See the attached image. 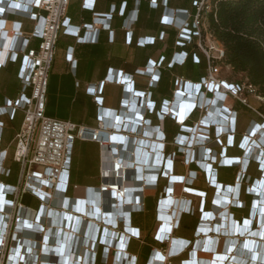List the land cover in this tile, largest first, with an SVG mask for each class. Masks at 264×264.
Returning a JSON list of instances; mask_svg holds the SVG:
<instances>
[{"label": "built area", "instance_id": "1", "mask_svg": "<svg viewBox=\"0 0 264 264\" xmlns=\"http://www.w3.org/2000/svg\"><path fill=\"white\" fill-rule=\"evenodd\" d=\"M80 1L86 10L93 11L94 0ZM140 1L135 0L134 8L126 14V2H121L117 14L120 17L128 15L130 22H136ZM142 1H149L153 9L158 6L157 0ZM166 1L160 0L159 3L163 7L160 24L177 30L176 46L195 42L206 60V75L199 83L176 78L172 99L163 101L160 109L155 111L149 90L136 92L132 76L111 73L110 80L130 93L129 101L123 99L120 104L126 111L115 115L114 124L109 127L100 113L97 127L87 128L45 115L49 75L59 35L69 34L81 43H97L101 30L112 33L110 18L114 6L108 23L99 29L85 30L81 37L82 29L72 28L67 16L71 0H0V71L8 63L21 58L17 98H4L0 102V116L13 120L17 114L22 115L20 128L13 138L12 161L18 165V172L12 185L2 181L10 176L11 170L5 166L8 151L2 148L4 126L0 122V264H96L99 252L101 264H107L111 253L114 254L112 264H137V257L128 252V245L132 241L142 244L143 236L138 228L131 225V215L145 210L143 197L150 189L157 192L160 179H166L167 184L161 188L155 205L152 236L159 246L168 244L169 253L165 258L154 247L147 264H167L168 259V264H232L235 242L233 239L216 238L219 234L217 227L229 229L231 238L245 236L251 241V234L262 232L260 217L264 215V194L257 190L264 185V117L250 103L249 97L260 103L264 99L257 95L255 87L246 79L233 84L218 78L220 66L224 65V49L208 31L206 23L207 14L215 8L212 0H192L190 11L169 9ZM24 22L30 24L29 30H25ZM163 36L161 33L159 39L162 40ZM154 40L153 37L141 38L139 44L145 47L152 45ZM130 41L131 34H128L127 43ZM34 42L36 46L30 47ZM186 59L184 51L175 52L169 65L183 66ZM68 60H72V55ZM194 61L198 63L195 56ZM161 62L162 57L157 62H148L139 72L150 77V89L156 87ZM103 84L89 86V93H100ZM217 95L238 102L261 119L242 135V159L245 163L225 162L238 159L228 158L224 152L217 159L214 149L208 148L203 150L198 162L183 158L190 148H194L193 144L205 146L208 141L215 140L222 150L225 149L222 139H226L228 146L233 144L236 112L232 107L217 109L213 104ZM96 101L101 107L102 98L96 97ZM197 109L200 116L204 109L207 112L188 127L186 123ZM153 112L156 125L147 117ZM219 116L223 117V123L218 121ZM165 119L172 120L179 128L171 142L165 138ZM211 127L216 132L213 140L210 138ZM77 140L97 143L107 155L101 158L99 185L84 188L81 197L68 198L71 159ZM168 146L175 150L167 154ZM177 160L187 165V175H174ZM248 162L258 163L261 175L248 190L254 203L253 216L238 223L231 210L243 204L239 188ZM191 164L202 165V171L208 174L205 179L208 187L214 183L215 165L239 168L240 175L233 187L225 188L214 183L215 200L220 204L214 205L211 211L205 210L206 194L193 188L196 176L201 172L189 169ZM180 187L185 194L199 198L196 208L191 201L174 197ZM74 189H78L77 186ZM25 197L36 202L37 208L24 204ZM57 199L60 200L58 206L53 204ZM222 203L226 205L222 206ZM91 207L98 218L89 216ZM193 213L199 215L193 239L176 237L181 216ZM211 226L212 230L201 231L211 229ZM61 228L69 232L68 235L62 234L63 238ZM237 229L247 232L241 234ZM256 239L264 241L261 235ZM197 253L212 254V259L209 262L198 258ZM184 254H189L187 260L173 261ZM258 259L264 262L262 254ZM242 263L251 262L246 259Z\"/></svg>", "mask_w": 264, "mask_h": 264}, {"label": "crops", "instance_id": "2", "mask_svg": "<svg viewBox=\"0 0 264 264\" xmlns=\"http://www.w3.org/2000/svg\"><path fill=\"white\" fill-rule=\"evenodd\" d=\"M122 1L124 0H94L93 11H89L83 7L84 3L80 0H71L68 9L70 26L81 28L80 36L83 37L86 33L85 30L99 29L101 25L108 23L111 9L116 6L119 10V4ZM171 4L175 7L182 6L176 0H172ZM158 23V13L151 12L143 4L142 12L137 17L136 22H130L128 15L123 17L118 14L111 15L110 30L112 33L101 30L98 34L97 43H81L69 34H60L49 75L45 115L77 126L96 128L101 113L106 126H112L115 115L120 111L125 113L126 110L121 109L120 104L123 99L129 101L130 93L122 85L111 81L110 75L119 72L123 76H132L134 91L136 92L152 89L149 88L150 77L139 72L145 68L148 62L157 61L169 43L162 41L156 46L141 47L139 40L154 37L161 29ZM24 27L25 30H29L30 24L24 22ZM168 33L175 35V30L169 29ZM128 34H131V43H127ZM111 36L112 41H110ZM70 55H72V60L69 61ZM4 74V71H0V99L8 98L6 91L1 90L5 79ZM101 82L104 84L100 93L96 92L95 95L89 93V86H98ZM96 97L102 98L101 107H99ZM18 115L20 114H17L16 118ZM16 118L9 120L6 116H0V122L4 126L1 144L2 148L8 151L5 166L11 169L10 176L2 179V181L10 185L16 182L18 172V165L12 161L13 138L20 128L22 119L11 138L8 135L4 120L13 122ZM106 155L107 153L102 151L97 143L81 140L75 142L66 197H81L84 188H96L99 185L101 158ZM186 171L185 168V174H187ZM74 186H77L78 189L75 190ZM27 200L29 206L37 208L36 202L29 197ZM143 202L145 210L131 217V225L143 228L141 233L142 236H145L149 232L152 234L155 229L156 192L153 189L147 191L143 197ZM53 204L58 206L60 200H55ZM91 212H93L92 209ZM140 217L141 219L148 218L150 221L147 230L143 224L141 226L139 223ZM175 236L182 237L179 233H175ZM113 256L114 254L111 253L110 257L113 258ZM174 262L177 263L178 261Z\"/></svg>", "mask_w": 264, "mask_h": 264}, {"label": "trees", "instance_id": "3", "mask_svg": "<svg viewBox=\"0 0 264 264\" xmlns=\"http://www.w3.org/2000/svg\"><path fill=\"white\" fill-rule=\"evenodd\" d=\"M124 1L126 2V14L129 10L134 8L135 0ZM171 1L172 0L166 1V7L169 9L189 11L192 9V0H176L182 4V6L180 5L181 7L173 6ZM157 2L158 6L156 9L150 7L149 1L141 0L138 6V16L142 12L143 4H145L151 12H156L159 15L158 24L161 29L153 37L155 40L152 46H156L157 43L162 41H168L169 43L163 55L160 56L162 57V62L156 87L150 90L151 101L154 102L155 111L160 109L163 101L172 99L176 78H183L192 83H199L200 80L206 75V60L200 51H198L195 42H189L182 47L176 46L175 41L177 37V30L172 27L160 24V16L163 12V7L159 4L160 0H157ZM212 2L215 4V8L207 14L206 23L208 31L215 38V40L223 46V64L229 67L233 73L242 74L247 82L255 87L257 95L264 99V0H212ZM114 8L115 9L112 15L118 13L117 7L114 6ZM68 14L69 10L67 16ZM169 29L175 30V35L169 34ZM161 33L164 35L162 40L159 39ZM35 46V42L30 45V47ZM180 51H184L187 54L185 64L183 66H170L169 63L173 54ZM194 56L198 59V63L194 61ZM20 66L21 58H18L15 63H8L6 67L1 70L5 73V79L1 86V90L6 91L8 99L17 98L20 89L17 75ZM6 83L9 84V86H5ZM2 100L3 99L1 98L0 102H2ZM213 104L215 107H217V109H219L221 106L228 108L232 107L236 112V134L233 139V144L231 146L226 145V139L224 138L223 146H225V149L222 150L221 147H216L214 149L217 159H219L223 152L228 158L241 159L243 157L241 131H248L251 125L254 123H259L261 119L245 106H242L238 102H233L230 99H223L220 95H217V98L214 100ZM253 106L264 117V102ZM132 116L134 117L135 114L132 113ZM147 117L154 125L157 124L155 112L148 114ZM200 117L199 110H195L186 125L188 127H192ZM253 117L255 119H253ZM218 121L223 123V117L219 116ZM178 131L179 128L173 123L172 120L165 119L164 133L167 142H171ZM215 136V129L211 127L210 138L213 140ZM173 150L175 149L170 146L166 147L167 154ZM189 169L195 172L200 171L201 173L199 175L203 176L204 179H207L208 177V174L202 171V165L197 167L196 165L191 164ZM173 172L174 175L177 176H184L185 174V168L184 166H180L178 160L174 164ZM214 173L215 174L212 177V181L214 183L216 182L223 185L225 188L233 187L237 177L240 175L239 168L237 167H221L217 165L214 166ZM260 175L261 170L259 169L258 163L248 162L245 174L241 178V185L239 188L240 199L243 204L240 208H234L231 210L233 219L238 223H241L243 220L251 219L253 216L252 206L254 203L248 190L252 183L260 178ZM196 179H198V176H196ZM214 183L210 187L205 186L199 188L193 186L194 189L202 191L206 194V211H211L214 205L220 204V201L215 200L217 196ZM166 184V179H160L159 187L156 192V202L161 188L166 186ZM133 193L134 192H132V194ZM23 203L28 205L27 197L23 199ZM222 204V206L226 205V203ZM134 215L136 214L131 215V217ZM198 220L199 215L197 213H193L191 215H182L180 218V226L176 233L182 235L180 238L192 240L195 235V229L198 224ZM139 223H141V226L143 224L144 228L147 230L150 221L148 218L141 219L140 217ZM136 228H138L140 232L144 230L140 227ZM154 247L157 248L160 246L157 242H155L152 234L149 232L143 236L142 244L136 241L130 242L128 245V252L137 257V264H147L150 260L151 254L153 253L152 249ZM188 257L189 254H184L179 259H174L173 261L179 262L180 260H187ZM101 262L102 261L99 252L96 264H101ZM107 264H112L111 257H109Z\"/></svg>", "mask_w": 264, "mask_h": 264}, {"label": "rangeland", "instance_id": "4", "mask_svg": "<svg viewBox=\"0 0 264 264\" xmlns=\"http://www.w3.org/2000/svg\"><path fill=\"white\" fill-rule=\"evenodd\" d=\"M73 12H71V14H73ZM220 67H221V71L219 73V77H218L219 79L225 80V81H227L229 83H233V84H237V83H240V82L245 80V78H244V76L242 74L233 73L232 70L229 67H226L224 65H222ZM5 86H9V84L6 83ZM249 101H250V103L252 105H255V106L258 105V104H261L254 97H249ZM208 108H209V104L207 105L206 109L208 110ZM206 109L203 110V112L201 113V116H204L206 114V112H207ZM21 119H22V116L18 115L16 120L13 121V122H10L8 120H4L5 126L8 129V135H9L10 138L12 137L14 131L18 128ZM253 119H255V118L253 117ZM243 134H244V131H241V136ZM222 141H223V139H222ZM217 145H219V144H217L215 140L211 141V142L208 141V143H206L205 146H203V145L196 146V145L193 144L194 148H190L189 149V153L184 155L183 158L184 159L186 158L188 161L193 160L195 162H198L199 160H201L200 158L202 157V153H203V150L205 148L213 150V149H215L217 147ZM199 155H200V157H199ZM209 163L212 164V162H210V161H209ZM180 166H184V165L180 164ZM184 167L187 169V165L186 164H185ZM199 176L200 175H198V179H196V181H194L193 186L199 187V188L205 187V186L208 187L206 182L204 181L205 180L204 177L203 176L199 177ZM174 197L181 198V199H184V200H187V201H191L192 205L194 206V208H196L198 206V204H199V198L196 195L192 196V195L185 194L183 192V190L181 189V187L178 190V192L174 195ZM263 224H264V222H262L261 227L264 226ZM227 231H229V229H227ZM215 237L216 238H220V239L225 238L226 241L231 240V239H233V240L236 239L237 240V242L235 243L236 246L234 248V251L231 253V255H236L237 257H239L241 259H243L245 257V251L244 250H246V246L248 244V241L249 242L251 241V240L245 239V236H234V237L231 238V235L229 233L227 234L226 231H220V233L217 234ZM252 239L254 240V241L252 240L250 242L251 243V247L253 246L252 247V252L248 256V259H250L249 260L250 262H253V260H255L254 258L256 257V255L262 253L261 252L262 250L264 251V241H259L258 239L255 240V238H252ZM260 247H261V249H260ZM262 247H263V249H262ZM157 249L160 251L161 254H163L165 256V258H167L168 253H169L168 244H165L163 246L157 247ZM263 256H264V253H263ZM197 257L198 258L200 257L202 259H207V260H209V262H210V259H211V255L209 253H205V254L204 253H197ZM169 261L170 260L168 259L167 260V264H168ZM254 262L252 264H256V262L255 263ZM258 262H259V264H264V262H262V261L260 262L259 259H258ZM165 263H162V264H165ZM239 264H243V263L240 262Z\"/></svg>", "mask_w": 264, "mask_h": 264}, {"label": "bare ground", "instance_id": "5", "mask_svg": "<svg viewBox=\"0 0 264 264\" xmlns=\"http://www.w3.org/2000/svg\"><path fill=\"white\" fill-rule=\"evenodd\" d=\"M226 122V121H225ZM233 161H235V162H242V163H245L246 161L245 160H243L242 158L241 159H238V160H225V162H233ZM257 192L258 193H260V194H264V185H262V186H259V190H257ZM264 196V195H263ZM91 209L93 210V208L91 207ZM89 216H92V218H98L97 216H95L94 214H93V212L91 213V215L89 214ZM260 220H261V223H260V225L262 224V222H264V215L263 216H261L260 217ZM263 229H262V232L260 233V232H255L254 234H251L253 237H251V238H256V237H258L259 235H261V237H263V239H264V227H262ZM209 230H212V226H211V229H206V228H204V229H202L201 231L204 233V232H208ZM220 231H226L227 232V234H228V231H227V229H221L220 227H217V232L218 233H220ZM237 232H239V233H245V232H247V230H245V231H243V230H239V229H237ZM62 234H65V235H68L69 234V232L68 231H66V230H64L63 228H61V238H63V236H62ZM250 234V233H249ZM228 241H230V240H228ZM234 242L236 243L237 242V240H234ZM251 242V241H250ZM249 241H248V244H247V246H246V250H244L245 251V257L243 258V259H241V258H239V257H237L236 255H233L234 256V258H233V261H232V264L234 263V264H239L240 262L242 263V261L244 262L246 259L248 260V262H250L249 261V259H248V256L250 255V253L252 252V247H251V243H250ZM233 245H235V244H233ZM226 248H228V247H226ZM235 248V247H234ZM259 248V247H258ZM260 249H261V247H260ZM262 249H263V247H262ZM234 251V250H233ZM261 251V250H260ZM262 253H260V254H262L263 255V253H264V251L262 250L261 251ZM217 253H219V251L217 252ZM211 255V259H212V254H210ZM259 254H257L256 255V257L254 258L255 260H253V262L255 261L256 262V264L258 263L259 264V262H258V256ZM211 259H210V261H211ZM242 260V261H241ZM253 262H251L250 264H252ZM254 262V263H255Z\"/></svg>", "mask_w": 264, "mask_h": 264}, {"label": "snow or ice", "instance_id": "6", "mask_svg": "<svg viewBox=\"0 0 264 264\" xmlns=\"http://www.w3.org/2000/svg\"><path fill=\"white\" fill-rule=\"evenodd\" d=\"M13 7H18V5H13ZM0 11H2V9H0Z\"/></svg>", "mask_w": 264, "mask_h": 264}]
</instances>
